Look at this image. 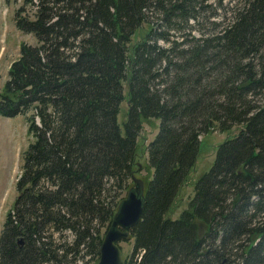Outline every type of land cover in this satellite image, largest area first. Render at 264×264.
<instances>
[{"label": "trees", "instance_id": "16d2710c", "mask_svg": "<svg viewBox=\"0 0 264 264\" xmlns=\"http://www.w3.org/2000/svg\"><path fill=\"white\" fill-rule=\"evenodd\" d=\"M14 21L35 43L8 67L0 115H23L30 141L0 264H96L152 118L125 264H264V0H24ZM213 131L229 134L173 219Z\"/></svg>", "mask_w": 264, "mask_h": 264}, {"label": "rangeland", "instance_id": "374dc122", "mask_svg": "<svg viewBox=\"0 0 264 264\" xmlns=\"http://www.w3.org/2000/svg\"><path fill=\"white\" fill-rule=\"evenodd\" d=\"M230 5L234 0H223ZM24 0H0V90L7 78V69L11 61L18 56L19 46L21 43L34 44L35 39L30 34H24L15 27L14 15L18 7L23 6ZM28 9V7H26ZM146 30V27L143 28ZM137 32L133 36V42L140 37ZM124 99L120 103L119 112L117 114V122L121 132H124L123 122L127 111V86L123 85ZM159 120L143 119L141 121L140 131L137 138V167H133V175L143 180L144 188L147 187L151 177V170L147 168L146 145L154 138L158 131ZM226 133V134H225ZM218 133L213 131L202 137L200 152L198 154L195 167L190 171L185 184L177 198V206L170 216L178 218L185 206L189 203V199L193 194V186L198 177L206 172L211 166L216 147L218 143L223 142L228 136V132ZM235 134L236 131L234 130ZM30 136L27 132V123L23 115L14 117L0 116V230L2 228L6 214L13 206L17 196L16 178L19 174L22 164V154L27 148ZM127 190L113 189L111 192L113 203L119 202V199L125 195ZM105 227L100 232L103 234ZM68 240L71 239V233L66 232ZM121 255L126 257L132 249V239L129 241L121 240L119 243ZM79 263V262H78ZM93 263V262H92ZM89 263V264H92Z\"/></svg>", "mask_w": 264, "mask_h": 264}, {"label": "water", "instance_id": "95a60500", "mask_svg": "<svg viewBox=\"0 0 264 264\" xmlns=\"http://www.w3.org/2000/svg\"><path fill=\"white\" fill-rule=\"evenodd\" d=\"M134 185L120 201L99 247L96 264H125L117 242L128 237L139 221L144 204V186L140 178L132 176Z\"/></svg>", "mask_w": 264, "mask_h": 264}]
</instances>
